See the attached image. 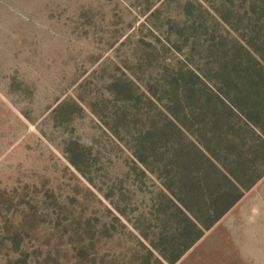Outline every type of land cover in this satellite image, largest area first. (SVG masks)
Wrapping results in <instances>:
<instances>
[{"label":"rangeland","instance_id":"rangeland-1","mask_svg":"<svg viewBox=\"0 0 264 264\" xmlns=\"http://www.w3.org/2000/svg\"><path fill=\"white\" fill-rule=\"evenodd\" d=\"M225 2L0 0V264L163 258L171 81L196 70L213 88L211 33L258 17L252 0ZM149 130L159 141L141 143ZM174 264H264V176Z\"/></svg>","mask_w":264,"mask_h":264},{"label":"trees","instance_id":"trees-1","mask_svg":"<svg viewBox=\"0 0 264 264\" xmlns=\"http://www.w3.org/2000/svg\"><path fill=\"white\" fill-rule=\"evenodd\" d=\"M252 2L258 17L250 33L238 27L242 33L212 32L207 40L206 52L214 61L208 62L206 72L212 74L213 88L198 83L196 70L178 69L171 81L176 96L165 105L168 126L161 139L171 132L175 148V186L167 184L173 209L160 213L161 237L152 241L163 258H152L148 250L134 255V264L177 262L264 176V0ZM223 16L220 20L229 22ZM239 18L246 16L240 13ZM193 25L195 30L210 29L197 18ZM186 96L193 98L192 104H186ZM157 134L149 130L138 139L157 142ZM149 148L156 152L155 145Z\"/></svg>","mask_w":264,"mask_h":264}]
</instances>
